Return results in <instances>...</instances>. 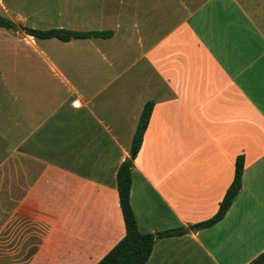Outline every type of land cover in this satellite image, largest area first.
Masks as SVG:
<instances>
[{
	"label": "crops",
	"instance_id": "0c3cea01",
	"mask_svg": "<svg viewBox=\"0 0 264 264\" xmlns=\"http://www.w3.org/2000/svg\"><path fill=\"white\" fill-rule=\"evenodd\" d=\"M0 264H95L124 233L131 172L144 264H247L264 250V0H0ZM36 22L108 38L40 39ZM49 28V29H50ZM49 40H55L49 41Z\"/></svg>",
	"mask_w": 264,
	"mask_h": 264
},
{
	"label": "trees",
	"instance_id": "16d2710c",
	"mask_svg": "<svg viewBox=\"0 0 264 264\" xmlns=\"http://www.w3.org/2000/svg\"><path fill=\"white\" fill-rule=\"evenodd\" d=\"M0 27L18 30L19 26L11 19L0 14ZM23 32L40 39L56 38L68 41L77 38H108L111 31H74L65 28L37 29L31 27H20ZM153 103L147 102L141 111L139 121L132 138L130 155L123 160L116 173V189L119 207L121 210L125 233L123 237L95 264H144L151 254L154 242L157 238L179 236L189 230L207 228L219 222L232 204L233 198L241 188L244 158L239 155L235 159L234 173L231 183L219 202L217 211L209 218L191 224L187 227L166 229L153 233H142L137 227V220L130 202V190L132 182V168L134 158L139 151L144 132L152 112ZM247 264H264V250L260 252Z\"/></svg>",
	"mask_w": 264,
	"mask_h": 264
},
{
	"label": "rangeland",
	"instance_id": "374dc122",
	"mask_svg": "<svg viewBox=\"0 0 264 264\" xmlns=\"http://www.w3.org/2000/svg\"><path fill=\"white\" fill-rule=\"evenodd\" d=\"M51 24L52 23H47V22H36L34 28H37V29H49L50 26H53ZM18 26H20V25L18 24ZM49 41H54L55 42V40H49Z\"/></svg>",
	"mask_w": 264,
	"mask_h": 264
}]
</instances>
